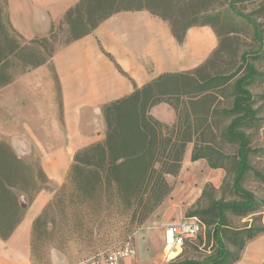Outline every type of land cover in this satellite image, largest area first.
<instances>
[{
  "label": "trees",
  "instance_id": "1",
  "mask_svg": "<svg viewBox=\"0 0 264 264\" xmlns=\"http://www.w3.org/2000/svg\"><path fill=\"white\" fill-rule=\"evenodd\" d=\"M247 1L264 5V0H226L230 11L251 25L259 44L254 56L264 59V21L238 9V4ZM207 2L82 0L65 15L70 35L66 45L92 34L115 13L147 10L169 24L180 44L190 28L211 27L219 39L215 55L221 48L220 35L213 25L197 23L210 6ZM260 18H264V11ZM54 38L53 29L49 37L29 45L1 41L0 86L12 81L10 64L3 61L6 56L13 55L24 71L38 68L55 53ZM209 61L189 72L161 75L103 107L105 138L75 155L64 184L34 221L31 257L42 239L61 250L74 242L90 244L95 235L112 239L141 228L171 196L173 185L168 178L179 175L190 144L193 162L206 160L213 170H227V161L233 163L231 187L237 199H214L207 209L187 215L198 217L205 229L212 228L215 251L203 261L189 259L177 264H236L246 245L264 234V199L244 186L251 175L264 187V172L253 165L254 158H264V146L254 147L247 132L264 128L260 125L261 108H257L259 98L251 90L258 81L264 84V73L244 54L242 71L197 77ZM227 89L231 90V106L219 111L221 94ZM260 97L264 99V95ZM162 103L175 111L173 124L151 115L152 108ZM227 148H234V152ZM46 188L48 179L41 167L27 165L7 143L0 142V239L7 241L13 235L35 196ZM208 188L221 190L206 184L199 200L209 195ZM230 217L250 218L252 222L235 228ZM189 242L184 250L192 245Z\"/></svg>",
  "mask_w": 264,
  "mask_h": 264
},
{
  "label": "crops",
  "instance_id": "2",
  "mask_svg": "<svg viewBox=\"0 0 264 264\" xmlns=\"http://www.w3.org/2000/svg\"><path fill=\"white\" fill-rule=\"evenodd\" d=\"M81 1L0 0V43L24 46L49 37ZM218 46L209 26L190 28L180 44L167 22L141 10L113 14L92 34L56 48L38 68L24 71L13 55L6 56L12 81L0 86V142L20 159L37 156L48 188L35 196L13 235L0 239V264H33L34 221L64 184L77 152L104 140L103 107L161 75L203 66ZM151 115L166 124L176 121L166 103L153 107ZM192 149L190 144L179 175L168 178L171 196L135 237L136 255L120 264H173L165 252L181 254L166 250L167 227L186 217L185 210L201 198L206 184L222 185L220 170L211 169L206 160L193 162ZM54 264L63 262L55 256ZM236 264H264V234L246 245Z\"/></svg>",
  "mask_w": 264,
  "mask_h": 264
},
{
  "label": "rangeland",
  "instance_id": "3",
  "mask_svg": "<svg viewBox=\"0 0 264 264\" xmlns=\"http://www.w3.org/2000/svg\"><path fill=\"white\" fill-rule=\"evenodd\" d=\"M210 5L207 8V12L198 18L197 23H208L214 26L221 38V48L213 55L211 61L207 64L197 77L205 78L215 75H229L243 70L242 55H248L249 61L254 63L256 67L264 73V59H259L254 56L255 51L259 48V44L256 42L251 25L237 16H235L229 8L226 0H206ZM238 9L246 14H251L254 19L259 22H263L264 18H260L264 11V5L260 2L247 1L238 4ZM7 21V18L5 19ZM10 29V27L8 26ZM15 35L14 33H12ZM17 36V35H15ZM70 40L68 28L65 25V18L56 27L55 41L57 43L56 48H61L66 45ZM251 90L258 99L257 108H261V121L260 125L264 126V99H261V95H264V84L259 81L256 82ZM231 90H226L221 95L220 104L218 106L219 111L230 108L232 97H230ZM252 139V145L257 147L258 145L264 146V128L261 130L250 129L247 131ZM193 146V145H192ZM229 153L234 152V148H227ZM27 165L37 169L40 167L37 156L31 155L26 160H23ZM227 170H220L222 175L221 190L213 192L211 188H208L209 195L202 200L196 201L192 206L185 210V215L194 213L197 211H203L207 209L212 202L216 199L232 200L237 199L232 191V178H233V163L227 161ZM253 165L256 169H261L264 172V158H254ZM244 186L253 191L259 199H264V187L261 186L255 177L248 176L244 181ZM24 196L21 195L23 200ZM28 201V198H26ZM262 217L264 221V208L262 209ZM147 222V221H146ZM250 218H236L230 217L231 227L241 228L246 223H251ZM146 223L139 229L132 231L129 234L123 236H115L114 238H103L100 235H95L93 241L90 244H79L78 242L70 243V245L64 249L57 250L49 244L42 241L36 243V249L34 256H32L33 264H54L55 256H58L63 264H80L84 261L95 259L96 261H103L107 252L110 249L121 246L126 239L131 236L137 235L145 227ZM212 228L207 227L203 232V235L198 239L193 240L191 246L187 247L180 255L175 256L172 253H166L167 259H172L173 264L179 262L194 259L203 261L206 257L213 254L215 251V241L212 238ZM174 257V258H172Z\"/></svg>",
  "mask_w": 264,
  "mask_h": 264
},
{
  "label": "built area",
  "instance_id": "4",
  "mask_svg": "<svg viewBox=\"0 0 264 264\" xmlns=\"http://www.w3.org/2000/svg\"><path fill=\"white\" fill-rule=\"evenodd\" d=\"M205 226L198 217H182L178 222L167 227V251L183 252L186 242L193 241L204 231ZM136 255L135 235L129 236L119 247L110 249L104 258L106 264H120L121 260ZM91 259L80 264H98Z\"/></svg>",
  "mask_w": 264,
  "mask_h": 264
},
{
  "label": "water",
  "instance_id": "5",
  "mask_svg": "<svg viewBox=\"0 0 264 264\" xmlns=\"http://www.w3.org/2000/svg\"><path fill=\"white\" fill-rule=\"evenodd\" d=\"M215 239H217V233H215Z\"/></svg>",
  "mask_w": 264,
  "mask_h": 264
}]
</instances>
